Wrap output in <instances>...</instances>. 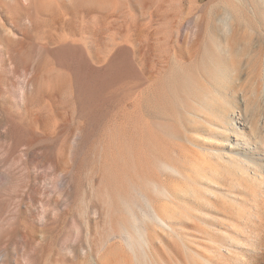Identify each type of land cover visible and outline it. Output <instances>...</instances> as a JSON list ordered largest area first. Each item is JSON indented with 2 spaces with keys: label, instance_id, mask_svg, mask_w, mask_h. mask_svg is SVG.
<instances>
[{
  "label": "rangeland",
  "instance_id": "obj_1",
  "mask_svg": "<svg viewBox=\"0 0 264 264\" xmlns=\"http://www.w3.org/2000/svg\"><path fill=\"white\" fill-rule=\"evenodd\" d=\"M238 114L262 156L264 0H0V264H137L149 204L154 264H264Z\"/></svg>",
  "mask_w": 264,
  "mask_h": 264
},
{
  "label": "bare ground",
  "instance_id": "obj_2",
  "mask_svg": "<svg viewBox=\"0 0 264 264\" xmlns=\"http://www.w3.org/2000/svg\"><path fill=\"white\" fill-rule=\"evenodd\" d=\"M241 117L242 116L238 114V115H235L231 119L230 123L227 120V122L230 125L229 131L234 134L235 139H236L235 145L238 148L241 149V147L243 146V144H245V146L249 148V149H247L248 150V155H247L248 156V160H246L247 163H243V162H241V163H242L243 166L246 167V169L244 167V169L247 171L246 174H248V172H249V174H250V172H254V173L255 172L256 173L257 172H261L262 173V172H264V165L260 164L259 162H261V163L264 164V152H263V155L262 156H260L257 153V151H256V153L253 154V152L251 150L250 141L246 137V129L247 128L245 126V123L242 122ZM262 119L264 120V118H262ZM261 144L264 145L263 143H261ZM263 147L264 146H262V148ZM241 152L238 153L239 154L238 156H240L241 154H243ZM240 166H241V164L238 163V168H241ZM241 169H243V167ZM247 178H249V177H247ZM263 178H262V180H263ZM147 204H149V203H147ZM166 218L168 220V217H166ZM166 218H164L163 215H160L153 208V206L151 204H149V211H147V214L144 215V219H142L143 222L141 224H139L140 226L138 225L139 226V234H138V236L136 235L138 238H136V237L133 238V237H130V236L124 237V241H125L124 244H126L127 249L130 252H132V254L134 255V257L136 258L135 260H138L139 261V256L140 255H138V251H140L141 252V256L144 259V264H154V262H153V260L151 258V255L153 254V242H152V240H151V238H150V236L148 234V229H147L148 226L146 224L147 223L148 224H150V223L151 224H156V225L160 226L161 229L163 228V230H166V231H169L171 233H174V229H173L172 225L169 223V221L166 220ZM136 233H138V232H136ZM138 261H136L137 264H142V262H140V261H143V260H140L139 262ZM209 261L210 260L208 259V261H207L208 264H211ZM93 264H97V262L95 261Z\"/></svg>",
  "mask_w": 264,
  "mask_h": 264
}]
</instances>
